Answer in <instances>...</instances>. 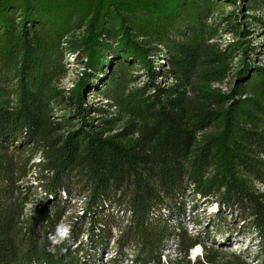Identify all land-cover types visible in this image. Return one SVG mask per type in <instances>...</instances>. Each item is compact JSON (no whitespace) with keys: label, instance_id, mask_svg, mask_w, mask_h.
Listing matches in <instances>:
<instances>
[{"label":"trees","instance_id":"obj_1","mask_svg":"<svg viewBox=\"0 0 264 264\" xmlns=\"http://www.w3.org/2000/svg\"><path fill=\"white\" fill-rule=\"evenodd\" d=\"M258 10L264 0L0 2V81L15 80L0 83V264H165L172 244L170 264H252L189 233L199 201L249 225L264 264V64L249 28L264 18L245 14ZM68 54L83 73L66 90Z\"/></svg>","mask_w":264,"mask_h":264},{"label":"rangeland","instance_id":"obj_2","mask_svg":"<svg viewBox=\"0 0 264 264\" xmlns=\"http://www.w3.org/2000/svg\"><path fill=\"white\" fill-rule=\"evenodd\" d=\"M230 9H226L228 12ZM246 15H256L262 16L264 18V13L262 10H258L255 13L253 11L246 12ZM249 28L254 32L252 40L254 44L259 46L258 56H254L253 60L259 61L261 64H264V31L255 26H249ZM221 46H225L230 42V38L227 36L222 37L220 40H216ZM163 62H161L162 64ZM65 70L66 76L61 79L59 86L63 89H70L78 81L83 73V63H81L75 56L66 55L65 57ZM133 76H142L136 83V85H142L146 78L142 75V71L139 69H134L132 72ZM2 87H5L9 90L15 88V80L11 71H6L1 75L0 81ZM224 91L229 90V85L224 86ZM90 104H96L101 106L106 104V101H103L101 96H94L92 93L88 97ZM111 112L114 111V108H109ZM83 196H77L71 202V208L68 210L67 222L76 220L82 213L83 210ZM196 204L193 199L187 200V207ZM197 210L187 212L188 216L191 218L190 221L185 217L184 222L188 231L192 235L201 234L203 238L205 237V231L209 230L211 236L213 237V243L207 240L206 245L215 248L216 250L221 251L224 254H240L247 261L252 262L253 256L257 253V238L255 232L247 224L243 225V222L235 215H231L229 212H224L223 214L218 213V206L215 204H210L206 202H198ZM28 208H31V204ZM63 224L60 226V229H64ZM202 248H197L192 253H190V258L194 260L196 257L201 256ZM108 255H104V261L108 260ZM175 254L170 251L167 254V259L175 260ZM126 263V262H125ZM255 264V262H252Z\"/></svg>","mask_w":264,"mask_h":264},{"label":"built area","instance_id":"obj_3","mask_svg":"<svg viewBox=\"0 0 264 264\" xmlns=\"http://www.w3.org/2000/svg\"><path fill=\"white\" fill-rule=\"evenodd\" d=\"M224 87V86H223ZM222 87V88H223ZM85 200V199H84ZM84 200H83V202L82 203H84ZM84 205V204H83ZM83 209H84V207H83ZM82 212H83V210H82ZM82 214V213H81ZM186 218L188 219V221H190V217L188 216V214H186ZM197 248H201L200 246H197V247H195V249H197ZM194 249V250H195ZM193 250V251H194ZM170 251H172L174 254H175V260L179 257V254L177 253V251H176V245L175 244H172L167 250H165L164 251V253H163V255H162V261H163V263H165V264H170L169 262L170 261H174V260H172V259H167V254L170 252ZM192 253V252H191ZM202 255V254H201ZM252 262H255V261H252ZM251 262V263H252ZM255 264H259V262H255Z\"/></svg>","mask_w":264,"mask_h":264},{"label":"water","instance_id":"obj_4","mask_svg":"<svg viewBox=\"0 0 264 264\" xmlns=\"http://www.w3.org/2000/svg\"><path fill=\"white\" fill-rule=\"evenodd\" d=\"M7 1V0H0V2Z\"/></svg>","mask_w":264,"mask_h":264}]
</instances>
